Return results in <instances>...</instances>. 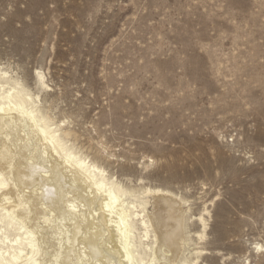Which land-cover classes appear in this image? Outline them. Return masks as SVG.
<instances>
[{
  "label": "rangeland",
  "instance_id": "obj_1",
  "mask_svg": "<svg viewBox=\"0 0 264 264\" xmlns=\"http://www.w3.org/2000/svg\"><path fill=\"white\" fill-rule=\"evenodd\" d=\"M0 72L106 178L187 201L193 243L203 215L198 264H264V0H0Z\"/></svg>",
  "mask_w": 264,
  "mask_h": 264
},
{
  "label": "bare ground",
  "instance_id": "obj_2",
  "mask_svg": "<svg viewBox=\"0 0 264 264\" xmlns=\"http://www.w3.org/2000/svg\"><path fill=\"white\" fill-rule=\"evenodd\" d=\"M35 76L39 90L47 89L43 75ZM5 85L0 264H198L206 255L198 245L207 220L197 217L193 243L187 201L106 178L99 166L68 148L69 133L50 127L28 90L0 72V89Z\"/></svg>",
  "mask_w": 264,
  "mask_h": 264
},
{
  "label": "snow or ice",
  "instance_id": "obj_3",
  "mask_svg": "<svg viewBox=\"0 0 264 264\" xmlns=\"http://www.w3.org/2000/svg\"><path fill=\"white\" fill-rule=\"evenodd\" d=\"M261 251H264V249H261Z\"/></svg>",
  "mask_w": 264,
  "mask_h": 264
}]
</instances>
